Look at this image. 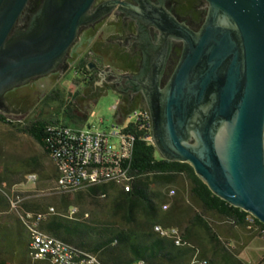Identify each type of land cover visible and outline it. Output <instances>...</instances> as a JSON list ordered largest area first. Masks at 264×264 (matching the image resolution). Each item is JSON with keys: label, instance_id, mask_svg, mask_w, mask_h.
Here are the masks:
<instances>
[{"label": "water", "instance_id": "obj_1", "mask_svg": "<svg viewBox=\"0 0 264 264\" xmlns=\"http://www.w3.org/2000/svg\"><path fill=\"white\" fill-rule=\"evenodd\" d=\"M29 1L0 0V93L50 74L96 0H48L44 29L8 42ZM205 1L201 30L180 25L173 35L184 50L149 106L153 144L264 225V0Z\"/></svg>", "mask_w": 264, "mask_h": 264}, {"label": "rangeland", "instance_id": "obj_2", "mask_svg": "<svg viewBox=\"0 0 264 264\" xmlns=\"http://www.w3.org/2000/svg\"><path fill=\"white\" fill-rule=\"evenodd\" d=\"M74 72L71 70L69 76L60 80L49 77L31 83L23 90L28 96L22 111L7 115L6 118L14 123L36 118L64 121V112L71 107L75 115L81 118L88 116V121L83 125L69 123L67 126H92L98 131L108 132L112 123L118 122L117 95L109 91L97 98L92 97L88 91L79 89L81 81ZM78 90L83 94H78ZM30 173L38 175L36 183L26 182L25 178ZM137 178L138 175H134V183ZM148 178L163 199L160 203L162 223L154 227H167L165 233H172V227H177L180 229L179 238L190 244V247L181 248L188 252L180 264H192L196 259L207 260L209 264H264V234L247 226L233 225L230 220L204 211L194 201L189 185L181 177L171 185L160 183L152 175ZM56 181V169L44 149L14 126L0 122V183H6L8 188L14 189L21 196L24 200L22 210L36 208L39 212H46L54 208L56 214L46 223L57 217L70 222L88 220L95 224L130 226L123 218V212L114 208L115 191L111 190L105 196L93 195L89 191L91 187L105 185H117L124 190L123 184L109 182L73 192H62L57 188ZM165 204L168 205L167 210L162 208ZM73 210L76 211L75 215L71 214ZM196 216L205 221L206 228L197 222ZM136 219L142 221L143 215L139 214ZM4 223L16 226L17 215L11 211L7 201L0 197V225ZM208 228L216 235L219 243L212 239ZM28 253H31L29 243ZM0 264L33 263L24 260L18 248L10 252L0 248Z\"/></svg>", "mask_w": 264, "mask_h": 264}, {"label": "flooded vegetation", "instance_id": "obj_3", "mask_svg": "<svg viewBox=\"0 0 264 264\" xmlns=\"http://www.w3.org/2000/svg\"><path fill=\"white\" fill-rule=\"evenodd\" d=\"M47 2L29 1L8 42L36 35L44 29ZM160 13L168 20L160 17ZM208 14L205 0H96L78 28L70 51L50 74L0 93V114L6 117L22 111L28 96L23 90L31 83L49 77L60 80L69 76L71 70L81 83L94 79L92 86H83L92 97L109 91L115 93L116 112L149 110L157 97L155 90L165 89L182 57L184 43L173 38L177 26L198 33ZM89 41L91 50H87ZM82 62L86 64L87 76L76 69ZM157 71L158 82L154 79ZM97 82L100 84L96 85ZM156 151L161 157L157 148Z\"/></svg>", "mask_w": 264, "mask_h": 264}, {"label": "trees", "instance_id": "obj_4", "mask_svg": "<svg viewBox=\"0 0 264 264\" xmlns=\"http://www.w3.org/2000/svg\"><path fill=\"white\" fill-rule=\"evenodd\" d=\"M76 69L87 76L85 62H82ZM93 82L94 79L92 78L88 81H82L87 86H92ZM129 112L131 111H118L117 115L124 116ZM64 114V121L36 118L22 123H14L0 114V122L10 124L19 132L31 137L46 153L45 138L48 124L63 123L69 125V123H75L83 125L88 121V116L81 118L75 115L71 107ZM128 130L136 138L132 168L137 171L134 175H138V178L130 192L121 189L114 194L113 204L115 209L123 212V218L130 226L117 227L108 223L95 224L88 220L70 222L56 217L42 225V229L46 233L85 252L98 255L103 264H180L182 257L188 251L175 247L170 240L160 238L153 230L155 225L162 223L160 203L163 199L161 193L154 189L148 180L150 175L155 176L160 183L166 185L175 183L181 177L189 185L194 201L204 211L233 221L231 222L233 225L248 227L252 226L251 220H253V225L264 228V225L249 213L235 208L215 196L199 179L189 164L169 162L159 157L155 146L145 141L146 133L144 131L135 126H131ZM112 187L113 185L95 186L89 188V191L93 195L105 196L107 192L112 190ZM162 208L164 209V205ZM139 214L143 215L142 221L136 219ZM195 218L197 222L205 224L201 217L196 216ZM17 222L18 224L13 227L5 223L0 225V248L9 252L18 248L24 260L31 262L28 253V232L23 227L18 215ZM208 231L212 239L219 243L216 235L209 228Z\"/></svg>", "mask_w": 264, "mask_h": 264}, {"label": "built area", "instance_id": "obj_5", "mask_svg": "<svg viewBox=\"0 0 264 264\" xmlns=\"http://www.w3.org/2000/svg\"><path fill=\"white\" fill-rule=\"evenodd\" d=\"M116 119L118 122L112 123L108 132L98 131L92 126L78 128L63 123L47 125L45 142L49 144L50 150L61 156V165H70V172H62L66 186L72 182H82L84 185V181H79V174H90V181L94 183L100 182V174H123L126 175L124 190H132L134 174L137 173L132 168L136 138L128 129L135 126L144 131L145 141L153 144L151 116L148 110L138 109L124 116L117 115ZM92 165H101V173H92ZM25 180L27 183H36L38 175L30 173ZM0 197L7 201L11 211L17 213L29 237L39 239L44 245L43 253H29L33 264H103L98 255L93 253L90 256H78L79 248L42 229V225L56 214L54 208H49L46 212L22 210L24 200L14 189L8 188L6 183L0 184ZM167 209L168 205L165 204L164 210ZM71 214L75 215L76 211L73 210ZM248 227L264 234V228ZM153 230L160 238L170 240L177 248L190 247L187 241L179 238L180 229L177 227H172V233H165L164 226L153 227ZM192 264L209 262L196 259Z\"/></svg>", "mask_w": 264, "mask_h": 264}, {"label": "bare ground", "instance_id": "obj_6", "mask_svg": "<svg viewBox=\"0 0 264 264\" xmlns=\"http://www.w3.org/2000/svg\"><path fill=\"white\" fill-rule=\"evenodd\" d=\"M46 154L56 167L58 173L56 186L62 192H73L83 189L87 186H95L99 184H106L109 182H117L123 184L124 188L126 175L123 174H100V182L96 183L90 181V174H79V181H84V185L82 184V182H72L67 184L66 186L64 184V180L62 179V172H70V165H61V156L58 154V152L50 150L49 144H47ZM60 165L61 168L59 167ZM92 173H101V165H92ZM29 249L31 253H43L44 245L41 241H39V239L31 237V240L29 242ZM78 256H90V253L78 249Z\"/></svg>", "mask_w": 264, "mask_h": 264}, {"label": "crops", "instance_id": "obj_7", "mask_svg": "<svg viewBox=\"0 0 264 264\" xmlns=\"http://www.w3.org/2000/svg\"><path fill=\"white\" fill-rule=\"evenodd\" d=\"M89 45H88V47H87V50H91V48H93L92 47V43H91V41H89V43H88ZM83 86H84V84L83 83H80V87H79V89L80 90H82V91H85L84 89H83ZM78 94H83L81 91H79L78 90ZM68 110V109H67ZM66 110V111H67ZM118 112H116V114H117ZM78 128H82V127H79L78 126ZM54 165V164H53ZM54 167H55V165H54ZM55 169H56V167H55ZM56 172H57V170H56ZM57 179H58V173H57ZM56 183H57V181H56ZM117 187H119V186H117V185H113V187H112V190L113 191H115V194L119 191V190H121L122 188L121 187H119L120 189H118ZM36 208H29L28 210L29 211H37V210H35ZM201 226H203V227H205L206 228V225H204L203 223H201V222H198ZM158 225H160V224H158ZM252 226H255V225H252ZM255 228H259L258 226H255ZM60 239V238H59ZM62 240V239H61ZM64 241V240H63ZM64 242H66V241H64ZM66 243H68V242H66ZM70 244V243H69ZM72 245V244H71ZM39 264H43V263H39Z\"/></svg>", "mask_w": 264, "mask_h": 264}]
</instances>
